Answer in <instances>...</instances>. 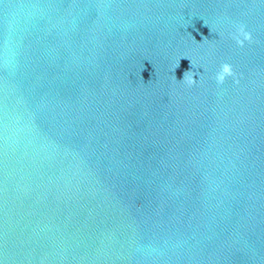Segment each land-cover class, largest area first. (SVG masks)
<instances>
[{"label": "water", "instance_id": "95a60500", "mask_svg": "<svg viewBox=\"0 0 264 264\" xmlns=\"http://www.w3.org/2000/svg\"><path fill=\"white\" fill-rule=\"evenodd\" d=\"M0 264H264V0H0Z\"/></svg>", "mask_w": 264, "mask_h": 264}, {"label": "clouds", "instance_id": "9594fccd", "mask_svg": "<svg viewBox=\"0 0 264 264\" xmlns=\"http://www.w3.org/2000/svg\"><path fill=\"white\" fill-rule=\"evenodd\" d=\"M204 23H205V25H207V22H204ZM211 31H212V29H211ZM204 39H207V38H204ZM233 39L235 40V42L238 46L243 47L245 41H248V42L252 41V35L250 32L245 30L244 25H240L237 29V33L233 36ZM186 58H188V57H186ZM188 59L190 60L191 67L193 68L194 62L190 58H188ZM179 64H180V60L177 61L176 68L179 67ZM175 69H174V71H175ZM194 75H197V74L191 70H186L183 73V79L180 81H182L187 86H193L197 82V80L193 78ZM234 75L235 74H234L232 65H230L228 63H223V64H221L219 70L217 71V73L215 75V80H216L218 85H222L225 82L227 77H231ZM174 78L176 79V77H174ZM236 83H238V81H236Z\"/></svg>", "mask_w": 264, "mask_h": 264}]
</instances>
